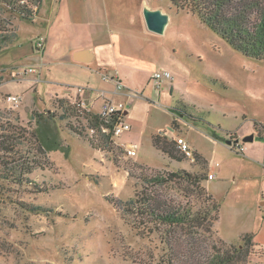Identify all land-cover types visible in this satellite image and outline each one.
Masks as SVG:
<instances>
[{"label":"rangeland","instance_id":"374dc122","mask_svg":"<svg viewBox=\"0 0 264 264\" xmlns=\"http://www.w3.org/2000/svg\"><path fill=\"white\" fill-rule=\"evenodd\" d=\"M63 1L43 0L30 20L0 2V29L17 37L0 50V127L26 130L21 156L33 157L37 146L45 153L34 156L42 167L27 182L0 172V264H172L164 228L115 205L146 190L193 211L215 203L212 240L238 245L239 235L253 233L261 247L252 248L247 264H264V134L252 122L264 123V62L237 53L195 15L177 13L162 0H81L98 17V29L87 23L93 48L101 51L99 43L106 42L114 54L98 52L91 63L79 64L71 56L77 39L67 34L68 23L49 27L46 21L51 4L62 9ZM144 7L169 15L163 35L147 31ZM40 38L41 53L33 50ZM28 69L36 73L11 79L12 71ZM162 71L171 79L155 88L152 78ZM102 75H118L123 88ZM100 93L128 108L123 122L130 131L114 137L110 151L92 149L88 135L72 132L74 120L61 117L69 109L61 102L79 97L100 111ZM7 95L19 96L20 104L6 102ZM227 132L238 142L227 146ZM155 135L171 156L153 148ZM250 135L253 141L243 143ZM210 170L214 181H206ZM181 172L202 179L173 176ZM160 177V183L148 181Z\"/></svg>","mask_w":264,"mask_h":264},{"label":"trees","instance_id":"16d2710c","mask_svg":"<svg viewBox=\"0 0 264 264\" xmlns=\"http://www.w3.org/2000/svg\"><path fill=\"white\" fill-rule=\"evenodd\" d=\"M162 1L167 2L168 8L174 9L177 13L182 11L195 15L201 24L247 59L264 62V0ZM0 2L19 15L20 19L30 20L36 16L42 0H31L28 5L25 0H0ZM33 5L35 6V11L31 9ZM9 34H7V30L0 29V50L16 40L17 37L14 31L9 32ZM61 104L64 106L68 105L67 102H61ZM63 111L64 113L61 117H70L74 120L75 127H72L71 130L79 137L81 134L87 136V129L90 128H95L99 131L104 123L103 118L99 114L88 112L81 116L75 113L74 110L67 108H63ZM175 114L178 115V112ZM32 116L40 118V115L35 111L32 112ZM179 116L181 117V115ZM116 122L117 116H112L111 123L109 125L104 124L109 128V133L100 134L101 138L98 145H95L87 136L89 146L92 149H97V147L101 146V148L110 151V146L113 144L112 126ZM252 122L254 131L259 136L264 134V123L256 120H252ZM171 124L174 126V121ZM78 126H82L81 129ZM227 133L229 140L234 141L233 133ZM25 134V129L17 128L16 126L7 125L6 128L0 127V153L4 156L0 157V172L3 170L10 171L11 174L19 177L17 181L20 184L27 182V177L35 169L42 167L34 156L41 157L45 154L44 149L37 146L34 149L35 155L33 157L28 159L21 156L18 146L24 141ZM161 135L153 136V147L157 151L169 155V147H165L160 143ZM173 176L194 182L202 179L201 177H192L185 172ZM148 181L160 183L163 180L160 177V179L151 178ZM115 205L119 209L123 208L130 212L135 211L141 217L145 216L152 224L164 228L169 259L172 264H247L249 263L252 248L258 246L254 242V234L242 235L238 245H227L218 238L217 240H212L211 236L213 233L215 234L213 227L218 220L219 211V207L215 203H213L211 209L207 207L205 210L193 211L191 207L175 204L154 191L146 190L126 202H115ZM31 208L32 210L40 209L38 207ZM213 211H216V215L210 216ZM207 241H211L212 246L206 245Z\"/></svg>","mask_w":264,"mask_h":264},{"label":"built area","instance_id":"2783aa9c","mask_svg":"<svg viewBox=\"0 0 264 264\" xmlns=\"http://www.w3.org/2000/svg\"><path fill=\"white\" fill-rule=\"evenodd\" d=\"M44 43L45 41L43 38L38 39L36 43H34L33 50L41 53L44 50ZM35 73L36 71L34 69H28V70H23V71L14 70L11 72L10 77L13 81L15 80L20 81L21 78H23L24 80L28 74H35ZM101 79L103 82H115L116 89L118 91L123 88L117 77L109 78L106 75H102ZM152 79L155 83V88H159L161 83L164 80L171 79V74L165 71L157 72L155 73ZM82 91H83L82 89H78L79 94ZM96 98L97 100L101 101L100 111L97 114H99L103 118L104 123L100 127L99 131H97V129L95 128L87 129V135L89 139H91L95 145H98L100 143L99 142V139L101 138L100 134L109 133V128H107V126H105L104 124L109 125L111 123L112 116H117V122L113 124L112 126V132H113L112 141L114 137L120 136L123 133L130 131V126L123 122L122 113L126 111V106L123 103L113 102L109 100L108 98L105 97L104 93L97 94ZM5 100L6 102L12 105L18 106L20 104V97L16 95H7ZM69 109L74 110L75 113L81 116L85 115V113L90 112L89 107H87L86 102L81 100L80 97L69 103ZM84 123H85V120H84ZM73 127H75V124L73 125ZM78 127L79 129H81L82 126H78ZM177 144L182 149V151L188 153L187 151L188 148L183 139H178ZM113 145H115L114 141H113ZM238 152L243 153V148L239 147ZM133 153L134 151L129 152V154L131 155ZM213 177H214L213 174H208L207 176L208 180H212Z\"/></svg>","mask_w":264,"mask_h":264},{"label":"crops","instance_id":"0c3cea01","mask_svg":"<svg viewBox=\"0 0 264 264\" xmlns=\"http://www.w3.org/2000/svg\"><path fill=\"white\" fill-rule=\"evenodd\" d=\"M42 2H43V0H42ZM71 2H78V3H81L82 5H76L75 4V6H70L72 4ZM63 4H65L67 6L63 7L62 9H59L60 6H61V3H59V2L51 4L50 9L46 12V14H47L46 21L50 23L49 27H51L52 23L54 21H56V20H62L64 22L68 23V25L66 26L67 34L70 35L71 37H74L75 39H77V41L75 43H73V45L70 47L71 56L72 55L75 56V54L77 52H79V51H87L88 52L87 56L86 57H81V58L82 59H90V61L88 63H91L93 60L96 59V55H97L98 52L108 51L109 55L112 57V55L114 54V51H113L112 47L109 48V44L108 43H106V42L99 43V44H101V46L103 45V49L101 51H96L93 48L94 47L93 44H91L92 41L88 38L90 36L91 30L89 29V26H87V23H90L92 29L95 28V26L98 29V26H99L98 17L96 15V10L94 9V7L87 5L85 2H83L81 0H65V1H63L62 5ZM86 6H87V8H86ZM81 8H83V9H81ZM41 9H42V3H41V7L38 10V12L36 13V15L40 12ZM60 11L63 12L62 19H58L56 17V16L59 15ZM42 16H44V15H42ZM72 21L79 23V25H71L70 23ZM50 29L51 28H49V30ZM74 56H73V61H75L74 60ZM75 62H77L79 64H88V63H85V62H78V61H75ZM115 77L118 78L119 76L116 75ZM64 97H67V96H64ZM97 101H100V100H96L95 102H97ZM127 110H128V108L126 107V111H124L122 113V117H124V116H126L128 114ZM89 111L92 114H97L99 112L98 110L94 109L93 107H91V109H89ZM151 141H152V139H151ZM152 146H153V144H152ZM248 160L256 162V165L258 167L262 166L261 160L258 161V160L254 159V158H250ZM209 174H213L214 177H213L212 180H206V181H214L215 180V174L213 173V171L210 170ZM260 177H261V180H260L261 181V187L264 188V170H261ZM215 234H216V232H215ZM245 234H253V233L241 234V235H239V239H240V237L242 235H245ZM254 242L259 247H261L255 241V234H254Z\"/></svg>","mask_w":264,"mask_h":264},{"label":"water","instance_id":"95a60500","mask_svg":"<svg viewBox=\"0 0 264 264\" xmlns=\"http://www.w3.org/2000/svg\"><path fill=\"white\" fill-rule=\"evenodd\" d=\"M143 21L147 31L155 35H163L165 32L166 27L169 24V15L164 13L160 9H151L148 7H144L143 9ZM87 51H79L75 54L74 60L78 62H85L88 63L90 59H82L81 57L87 56ZM253 136L250 135L249 137H245L242 139L243 143H250L253 141ZM238 140L234 141H227L225 144L230 146L231 144L237 143Z\"/></svg>","mask_w":264,"mask_h":264}]
</instances>
